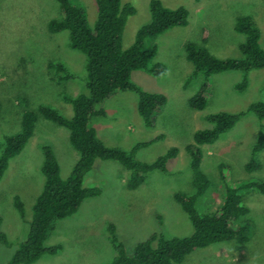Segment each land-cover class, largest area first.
<instances>
[{
    "label": "rangeland",
    "instance_id": "rangeland-1",
    "mask_svg": "<svg viewBox=\"0 0 264 264\" xmlns=\"http://www.w3.org/2000/svg\"><path fill=\"white\" fill-rule=\"evenodd\" d=\"M150 1L123 0L137 10L122 38L125 48L134 43L138 30L150 22ZM161 1L173 9L186 7L190 16L186 28H175L153 41L158 48L156 61L166 65L167 74L162 78L145 72L133 74V81L142 90L161 93L168 99L156 127L144 125L137 110L138 96L132 92L112 98L106 105V116L94 119V125L107 146L127 152L163 136L137 151L135 156L141 162L154 163L172 149H178L179 155L169 161L167 173L150 172L136 190H129L131 173L121 164L97 160L93 171L85 177L84 186L99 187L102 195L85 201L74 217L57 222L46 245H62L63 250L55 256H43L35 264L111 263L117 255L110 242L111 225L116 227V234L129 254L154 233L167 238L191 236L193 224L175 200L176 194L193 195L195 190L187 146L194 143L196 131L211 127L206 121L208 115L221 111L237 114L264 101V69L250 73L249 87L244 93L235 89L242 73L229 72L213 78L208 107L204 111L193 110L189 102L199 91L200 81L188 82L194 68L187 60L185 48L187 42L205 45V40L206 47L217 58H240L245 36L237 33L235 26L239 17L250 16L261 31L259 42L264 49V0ZM79 2L94 26L98 14L96 0ZM59 17L60 6L55 0H0V141L20 132L23 115L42 105L72 118L73 107L65 97L88 94L86 55L70 47L68 32L49 31L50 21ZM52 63L64 65L74 78L59 81ZM261 133L264 134V121L249 113L217 143L201 147V169L211 181L205 196L198 201L202 212L216 210L228 187L264 184V150L257 155L261 168L253 172L245 169ZM43 145L54 149L64 179L71 175L78 160L69 131L39 117L33 138L10 162L0 182V230L12 243V247H7L0 241V264H8L18 244L27 237L28 226L15 207V197L21 198L29 217L45 183L41 171ZM240 193L250 210L244 218L250 225L249 241L244 245L235 241L215 244L192 253L182 264H264V193Z\"/></svg>",
    "mask_w": 264,
    "mask_h": 264
},
{
    "label": "trees",
    "instance_id": "trees-1",
    "mask_svg": "<svg viewBox=\"0 0 264 264\" xmlns=\"http://www.w3.org/2000/svg\"><path fill=\"white\" fill-rule=\"evenodd\" d=\"M55 1L60 6V17L50 21L49 31L68 32L70 47L86 55L88 94L82 93L74 98L65 97L64 100L73 107L72 118H66L59 110L46 105L39 106L37 111L26 112L23 115L20 132L6 136L0 141V182L10 162L22 153L33 138L39 117L69 131L70 142L78 153V160L71 175L64 179L54 149L49 145L42 146L44 160L41 171L45 183L29 217H26L21 198L15 197V207L28 226V233L18 244L8 264H35L43 256H55L63 250L62 245L49 247L46 243L56 229L58 221L74 217L85 201L102 195L101 188L84 186L85 177L93 171L97 160L121 164L131 173L129 190H136L145 183L150 172L159 170L167 173L169 161L179 155L178 149H172L154 163L141 162L135 156L137 151L148 148L163 139V136L140 143L131 152H127L107 146L98 135L94 119L106 116L107 103L119 93L132 92L138 96L137 110L144 125L147 128L156 127L168 99L161 93L142 90L133 81V74L145 72L154 78H162L167 74L166 65L156 61L158 48L153 41L175 28H186L189 25V10L183 6L169 8L161 0H151L150 22L138 30L134 43L125 48L122 38L127 23L137 14L133 4L123 0H96L97 20L95 25L91 26L87 11L79 0ZM235 30L245 36L240 45V58H217L206 47L205 40H203L205 45L196 42L186 43L187 60L194 68L188 82L200 81L199 91L189 102L193 110L204 111L208 107L215 76L241 72L242 78L235 84V89L239 93H244L249 87L250 73L264 69V49L259 42L261 31L253 18L239 17ZM51 68L56 71L59 81L74 78L62 64L52 63ZM1 110L0 102V114ZM249 113L255 114L263 122L264 101L252 104L245 112L234 114L221 111L208 115L206 121L211 127L196 131L194 143L187 146L194 173L195 190L193 195L178 193L175 200L189 216L194 228L193 234L184 238H167L163 234L154 233L136 245L129 254L116 234V227L111 225L110 242L117 255L109 264H182L192 253L215 244L235 241L244 245L249 241L250 225L244 218L250 210L244 205V197L240 191L259 190L264 193V184L248 183L237 188L228 187L222 193V202L214 211L202 212L198 202L211 186V181L201 169L203 160L201 147L217 143ZM263 150L264 134L261 133L253 147V155L245 167L246 171L253 172L261 168L257 155ZM0 241L4 246L12 247V243L2 230Z\"/></svg>",
    "mask_w": 264,
    "mask_h": 264
}]
</instances>
